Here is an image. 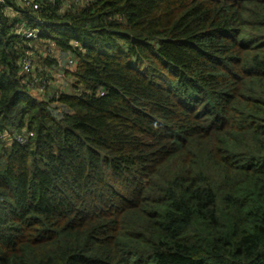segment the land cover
Listing matches in <instances>:
<instances>
[{
    "label": "trees",
    "instance_id": "1",
    "mask_svg": "<svg viewBox=\"0 0 264 264\" xmlns=\"http://www.w3.org/2000/svg\"><path fill=\"white\" fill-rule=\"evenodd\" d=\"M45 1L0 2V264H263L264 0Z\"/></svg>",
    "mask_w": 264,
    "mask_h": 264
},
{
    "label": "rangeland",
    "instance_id": "2",
    "mask_svg": "<svg viewBox=\"0 0 264 264\" xmlns=\"http://www.w3.org/2000/svg\"><path fill=\"white\" fill-rule=\"evenodd\" d=\"M15 3L19 6L20 2L18 0H14ZM58 0H55L54 3H58ZM46 4L49 3V0L45 1ZM85 0H60L59 6L60 10L62 12L69 9L71 6L75 5L78 6V3L84 4ZM44 4V5H46ZM49 43H53L49 40H30L29 44L33 48L34 52L31 51V54L34 58V66L30 73V75H36L39 77L47 78L49 83L46 89V95L45 98L49 99L51 98V95L54 91L60 90V88L64 85V91L68 92H75L78 87L75 85V78L72 75L71 71L75 70H69L67 68V61L70 57L69 52L61 51L58 48L54 47V51H52L51 57L56 62L53 63V67L46 65L45 63V53H46V47ZM55 45V44H54ZM61 76V77H60ZM65 79V80H64ZM40 84V83H37ZM35 85V84H33ZM32 85V86H33ZM66 89V90H65ZM32 92L35 96H38L39 88L35 86L32 88ZM40 97V95H39ZM54 107H60V109H57V112L60 114L64 109V106H57L55 101L53 102ZM52 103V104H53ZM69 110V109H68Z\"/></svg>",
    "mask_w": 264,
    "mask_h": 264
},
{
    "label": "built area",
    "instance_id": "3",
    "mask_svg": "<svg viewBox=\"0 0 264 264\" xmlns=\"http://www.w3.org/2000/svg\"><path fill=\"white\" fill-rule=\"evenodd\" d=\"M21 4L24 6H30L34 10L39 8L41 5V0H18ZM52 2H55V0H50ZM0 2H4V0H0ZM9 10V8H8ZM40 19H35L33 22L25 21L23 23H18L15 25L17 32L23 36L24 38L30 39V40H40L39 39V29L37 27V22H39ZM74 46H79V43L77 41L73 42ZM55 45L54 43H49L48 48L45 53L46 56H51L52 51H54ZM70 57L68 58L67 61V68L69 70H76L77 67V59L76 55L73 54V52H69ZM22 64H23V69L21 71L22 74H29V72L32 71L33 66H34V58L31 54V52H27V55L22 59ZM61 77V76H60ZM30 83H29V90L31 94L32 88L37 86L39 88V93L38 96H43V94L46 92L47 86H48V79L39 77L36 75H32V77L29 78ZM40 83V84H37ZM35 84V85H33ZM33 85V86H32ZM34 95V94H33ZM19 140H23L21 136L18 137ZM264 264V263H263Z\"/></svg>",
    "mask_w": 264,
    "mask_h": 264
},
{
    "label": "crops",
    "instance_id": "4",
    "mask_svg": "<svg viewBox=\"0 0 264 264\" xmlns=\"http://www.w3.org/2000/svg\"><path fill=\"white\" fill-rule=\"evenodd\" d=\"M64 80H65V79H64ZM61 88H63V89H64V85H63ZM65 90H66V89H65ZM66 92H68V91H66ZM68 111H69V112H71V109H69Z\"/></svg>",
    "mask_w": 264,
    "mask_h": 264
}]
</instances>
